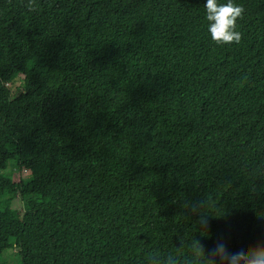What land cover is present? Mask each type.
Wrapping results in <instances>:
<instances>
[{
	"label": "trees",
	"instance_id": "16d2710c",
	"mask_svg": "<svg viewBox=\"0 0 264 264\" xmlns=\"http://www.w3.org/2000/svg\"><path fill=\"white\" fill-rule=\"evenodd\" d=\"M233 3L239 40L217 42L205 0H0V250L13 240L18 264L264 250V0ZM70 77L80 111L47 113Z\"/></svg>",
	"mask_w": 264,
	"mask_h": 264
},
{
	"label": "rangeland",
	"instance_id": "374dc122",
	"mask_svg": "<svg viewBox=\"0 0 264 264\" xmlns=\"http://www.w3.org/2000/svg\"><path fill=\"white\" fill-rule=\"evenodd\" d=\"M82 101L83 95L80 85L72 77H70L62 85L59 94L50 98L45 111L47 113H55L62 116H71L80 111ZM244 179L248 190L250 192H256L257 185L253 175H246L244 176ZM9 203L14 207H19L21 206L22 201L17 196H13L10 201V196H6L2 205L6 207ZM6 228L12 230L14 234H16L18 232L19 225L17 222L13 221L6 224ZM0 261L17 264L21 262V255L13 240L1 248Z\"/></svg>",
	"mask_w": 264,
	"mask_h": 264
},
{
	"label": "clouds",
	"instance_id": "9594fccd",
	"mask_svg": "<svg viewBox=\"0 0 264 264\" xmlns=\"http://www.w3.org/2000/svg\"><path fill=\"white\" fill-rule=\"evenodd\" d=\"M207 19L210 21L208 30L211 37L217 42L239 40V34L233 31L235 18L241 13L239 5L228 0L227 3L218 4L217 0H205ZM240 257L236 256L232 264H236ZM246 264H264V250L250 254Z\"/></svg>",
	"mask_w": 264,
	"mask_h": 264
}]
</instances>
